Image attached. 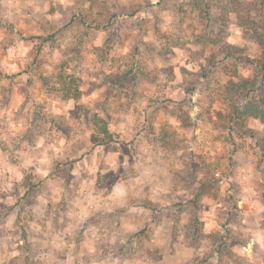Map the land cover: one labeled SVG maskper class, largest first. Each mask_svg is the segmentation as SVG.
Instances as JSON below:
<instances>
[{"label": "rangeland", "instance_id": "rangeland-1", "mask_svg": "<svg viewBox=\"0 0 264 264\" xmlns=\"http://www.w3.org/2000/svg\"><path fill=\"white\" fill-rule=\"evenodd\" d=\"M259 1L0 0V264H264Z\"/></svg>", "mask_w": 264, "mask_h": 264}, {"label": "trees", "instance_id": "trees-1", "mask_svg": "<svg viewBox=\"0 0 264 264\" xmlns=\"http://www.w3.org/2000/svg\"><path fill=\"white\" fill-rule=\"evenodd\" d=\"M229 3L236 0H228ZM230 6V4H229ZM256 9H253L252 11L255 13V19H249L247 20L246 25L247 30H250L253 34L256 35V39L260 41V49L261 55L257 58H253L252 56L248 55H242L241 50L239 48H236L234 45H231L229 43L223 44L220 49H222L226 53V57L229 59H234L245 63H249L252 65H255L261 69V72L263 73V84L260 88H255V82H239V83H230V88L238 93H245L247 92L246 96L249 97L251 93L252 96L249 97V100L247 102V105L245 106L244 110H240L236 106H233L232 108V115L236 118L238 115L242 116L245 115L248 117H254L259 119L264 124V36H261L264 34V14H262V10H264V0H260L256 4ZM235 68V66H234ZM237 68H235L236 70ZM112 140V137L108 136L103 140L102 144H108ZM257 170L261 174L262 179H264V171L260 168L259 164L257 166ZM233 192H237V186L236 184H232L230 188L220 194L219 196H216V199H218V202L226 204V202L234 203L237 199L235 198ZM217 201V200H216ZM222 225V224H221ZM222 227H226L225 225H222ZM189 232L191 233V236L194 239H199V234L202 235L204 232V226L203 223L198 215L197 212L191 213V220L189 223Z\"/></svg>", "mask_w": 264, "mask_h": 264}]
</instances>
